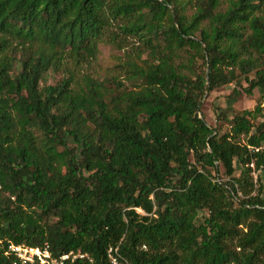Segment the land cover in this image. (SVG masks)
Listing matches in <instances>:
<instances>
[{"label": "trees", "instance_id": "trees-1", "mask_svg": "<svg viewBox=\"0 0 264 264\" xmlns=\"http://www.w3.org/2000/svg\"><path fill=\"white\" fill-rule=\"evenodd\" d=\"M134 38L123 79L79 70ZM230 83L264 87V0H0V264L10 243L87 255L65 264H111L109 247L264 264V97L217 107V128L199 115Z\"/></svg>", "mask_w": 264, "mask_h": 264}, {"label": "rangeland", "instance_id": "rangeland-1", "mask_svg": "<svg viewBox=\"0 0 264 264\" xmlns=\"http://www.w3.org/2000/svg\"><path fill=\"white\" fill-rule=\"evenodd\" d=\"M130 42L131 44L123 49H119L116 45H113V43L101 44L99 47L100 52L97 54L96 58L91 59L88 62H84L80 66L79 70L83 73H89L100 80H109L113 77L123 79V51H126L134 44H138L136 38L131 39ZM180 60L189 66L192 71L198 70L200 66V60H198V58H190L187 53H182ZM186 71L189 72L188 70ZM61 77V73H54L50 71L46 82L48 84H54L58 82ZM241 85L242 86L240 87H245L247 86V83L242 81ZM234 88L238 90L240 89V91L242 90L237 84L230 83L229 85L205 93L201 101L199 115L207 123V125L215 128L218 127L220 120L217 119V107H232L236 110L253 109L254 105L261 99V97H264V87L255 88L251 95L241 92L236 98L230 96ZM262 105H264V99L262 100ZM226 128L227 126L225 124L223 128L220 129V133L224 132ZM238 173L239 170L236 171L235 175H238ZM258 175H262L261 180L264 181L263 171H253L252 176L254 181L257 180ZM224 179L227 178L224 177ZM256 186H258V183ZM138 211L141 212L139 209Z\"/></svg>", "mask_w": 264, "mask_h": 264}, {"label": "built area", "instance_id": "built-area-1", "mask_svg": "<svg viewBox=\"0 0 264 264\" xmlns=\"http://www.w3.org/2000/svg\"><path fill=\"white\" fill-rule=\"evenodd\" d=\"M262 107L264 109V105ZM254 150H264V143ZM250 166L253 167V163ZM8 249L14 257L12 264H65L68 260L74 261L76 258L87 257L86 254L80 251H69L59 256H54L48 244L43 246H28L25 244L10 243ZM107 257L111 264H129L126 260L120 258L117 253V248L109 247Z\"/></svg>", "mask_w": 264, "mask_h": 264}]
</instances>
